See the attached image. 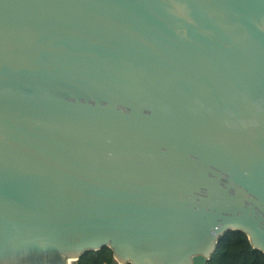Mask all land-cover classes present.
<instances>
[{"label": "water", "instance_id": "obj_1", "mask_svg": "<svg viewBox=\"0 0 264 264\" xmlns=\"http://www.w3.org/2000/svg\"><path fill=\"white\" fill-rule=\"evenodd\" d=\"M264 253V0H0V264Z\"/></svg>", "mask_w": 264, "mask_h": 264}, {"label": "trees", "instance_id": "obj_2", "mask_svg": "<svg viewBox=\"0 0 264 264\" xmlns=\"http://www.w3.org/2000/svg\"><path fill=\"white\" fill-rule=\"evenodd\" d=\"M75 264H121L108 247L85 251ZM130 264V263H124ZM207 264H264V253L249 243L241 231H227L220 238Z\"/></svg>", "mask_w": 264, "mask_h": 264}]
</instances>
